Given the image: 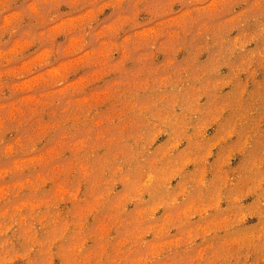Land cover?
Instances as JSON below:
<instances>
[{
	"label": "rangeland",
	"instance_id": "obj_1",
	"mask_svg": "<svg viewBox=\"0 0 264 264\" xmlns=\"http://www.w3.org/2000/svg\"><path fill=\"white\" fill-rule=\"evenodd\" d=\"M0 264H264V0H0Z\"/></svg>",
	"mask_w": 264,
	"mask_h": 264
}]
</instances>
